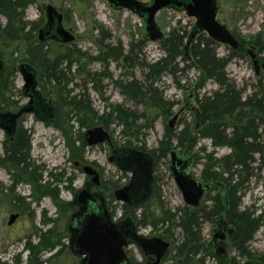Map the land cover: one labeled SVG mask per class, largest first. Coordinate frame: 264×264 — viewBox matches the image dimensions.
<instances>
[{
    "label": "trees",
    "instance_id": "obj_1",
    "mask_svg": "<svg viewBox=\"0 0 264 264\" xmlns=\"http://www.w3.org/2000/svg\"><path fill=\"white\" fill-rule=\"evenodd\" d=\"M35 2L36 0H0V42L5 44L18 41L27 44L26 62L37 68L39 87L42 89L45 88L41 82L43 79L69 83L71 79L65 77L59 66L66 62L65 68L69 70L75 63L77 74L84 77L85 81L90 84V88L102 97L104 86L102 81L106 78L111 80L108 66L111 62H115L121 70V79L111 80L112 85L135 106L155 109L166 120L172 115L171 109L175 101L165 99L163 89L159 86L162 77L170 76L177 83L178 73L195 68L200 73L196 88L201 87V84L207 80H211L218 86L217 90L209 95H204L200 99L196 97L197 107L194 111V125L191 128L185 124L176 132L169 125L165 126L157 147L150 150L146 149L145 145H139L137 140L142 134V128L152 127V125L143 127L138 124V121L145 116L144 112L138 113L119 104H110L108 111L99 115L93 109L85 93L66 98L67 101H64V104L72 108L74 118L80 127L87 125L83 123L82 118H78L79 112H82L91 124L101 125L104 128H108L109 124L115 121L121 128L122 138L117 146L133 147L145 152L154 165L161 160L165 161L174 148L180 149L182 153H188L196 146L199 139H209L213 149L227 147L229 153L218 158L214 157L212 152L205 153V149L201 148L204 153V162L200 180L207 183L210 186L209 189L215 192V195L210 198L212 204L209 207L185 206L180 212L171 213L159 202V196L152 193L154 205L146 204L149 200L139 205L140 207L120 205L123 216L121 219L123 222L120 223H130L137 228L149 226L153 229L158 225L166 224L167 228L164 229V236H162L166 239H173L172 231L178 229L182 240L174 248L175 254L172 256L171 264H204L207 255L216 258L220 264H236L234 257L227 259L218 256L212 252L208 243L202 241V220L212 218V221H217V218H220L233 229L232 234L228 235L229 245L231 250L236 251L238 256L245 259L241 264H264V253H252L248 249L249 242L260 227L263 228L264 233V207L258 214H255L254 210H240L241 194L252 176V165L256 162H259V167L264 165V143L260 142V135L257 132L258 126L264 123V90L258 87L256 91L243 97V91L236 88L225 72L226 66L232 59L243 56L241 52L244 48V39L240 38V46L236 50L225 46L228 48L227 55L219 57L216 53L218 43L208 37L200 38L201 32L188 40L191 33L187 34L181 27H174L161 41L157 42L163 53L162 57L153 62H147L141 56L146 44L144 36L139 40L130 39L127 50H124L120 42L116 45L107 42L111 38L110 32L103 26L97 25L95 31L98 38L94 40L98 50L96 56H90L80 50L66 49L59 52L54 59L49 60L46 42H40L37 39V31L44 24L43 15L34 21H28L24 16L25 10ZM255 45L258 46L259 52L264 50V46L259 42ZM94 62L101 66L99 72L89 70ZM180 63L183 64L182 67ZM135 68L142 69V79L134 76ZM7 72L12 74L9 69L0 71L3 75ZM7 86L6 82L1 83L0 89L5 90ZM41 92L48 97V92ZM187 97L189 98L190 95ZM0 103V108L4 105L10 108L17 106L14 102L6 103L5 99H1ZM25 133L15 140V145H13L15 150L12 155L15 160L23 161L24 182L36 186L40 197L44 193L51 194L58 212L74 210L75 208L69 206V202L60 198V187L63 186L73 191L72 183L75 175L65 176L63 171L56 173V169L50 170L52 182L46 185L40 184L42 172L37 174L34 164L26 162L29 138ZM72 137L68 138L70 143H67L70 149L69 159L70 161L74 159L83 161V152L87 148L84 134H79L81 147H75V140L73 141ZM133 138L136 140L135 144L130 141ZM255 156H259V160H256ZM104 184L105 189L109 190L110 186H106V182ZM115 184L117 182H111L109 185L115 186ZM41 215L43 226L53 224L55 221L47 217L44 210ZM34 235L36 236L35 242L27 238L24 243L26 258L23 264H45L46 260H42L41 255L63 246L52 227L46 230L36 229ZM14 264H20L18 256L14 257Z\"/></svg>",
    "mask_w": 264,
    "mask_h": 264
},
{
    "label": "rangeland",
    "instance_id": "obj_2",
    "mask_svg": "<svg viewBox=\"0 0 264 264\" xmlns=\"http://www.w3.org/2000/svg\"><path fill=\"white\" fill-rule=\"evenodd\" d=\"M47 4H51L57 8L63 16V27L74 35V40L69 43L46 42L49 60L54 59L59 52H63L66 49L80 50V52H85L90 56H96L98 50L94 40L98 38L95 31L97 25L103 26L105 30L110 32L111 38L107 42L113 45L120 42L124 50H127L130 39L139 40L143 38V25L138 16L125 9L115 10L103 0H36L35 4L30 5L25 10V19L34 21L43 15L45 22L44 8ZM219 5L216 19L226 25L239 39L242 38L245 41L241 52L243 56L232 59L226 66L225 72L227 77L235 84L237 89L243 91V97L250 95L258 87L264 90V70L255 73L251 57L246 53L248 49L254 46V52L257 57L260 61H264V50L259 52L258 46L255 45L256 42H259L264 46V0H219ZM155 20L164 33V37L174 27H181L187 34H190L195 23V19L188 17L184 12L170 9L159 11L155 16ZM204 37H207L206 33L200 34V38L203 39ZM26 46L27 44L18 41L5 44L0 42V71L5 69L12 71V74L7 72L3 77V82H1L8 84L7 89H0V100L5 99L6 103L14 102L22 104L25 102V99L21 97L19 92L22 80L20 75L14 70V67L20 62L26 61L28 57L26 55ZM216 53L219 57L225 56L228 53V48L225 45L217 44ZM162 55L163 53L159 49L157 42L146 41L141 56L147 62H153L162 57ZM65 63H61L59 68L66 78L71 79L69 83L53 79H43L41 81L45 87L44 89L40 87L41 91L48 92V97L54 104L56 103L55 120L50 124H43L36 121L32 115H26L20 126L27 131V135L30 138L31 156L39 169L43 168L49 171L56 169V173L63 171L65 172V176L68 174L75 175L72 183L73 191L67 190L63 186L60 187V198L62 200L69 202V206L76 209L77 193L82 188H85V185H94L92 176H88L82 171L84 166H90L98 172L100 185L106 182V186H110L109 190L103 188L101 190L110 212L113 213L114 219L121 220L123 216L121 214L120 203L114 200L112 191L115 187L119 188L127 184L130 174L120 172L108 161L110 148L106 143L87 146L83 152V161L75 159L70 161V149L67 146V143H70L68 142V138L73 136L75 147H81L79 134H84L88 129L101 125L91 124L90 120L82 112H79L78 118H82L83 123L87 125L80 127L74 118L75 114L72 112V108L64 104V101H67L66 98L85 93L93 109L99 115L108 111L110 104H119L138 113L144 112L145 116L138 121V124L143 127L145 125H152V127L142 128V134L138 136L137 140L139 145H145L146 149L150 150L157 147L159 140L163 136L165 126L169 125L176 132L185 124H188L191 128L194 125V111L197 107L196 97L200 99L204 95H209L211 92L217 90L218 86L211 80H207L201 84V87L198 86L196 88V85L199 83L200 73L195 68H189L184 73L177 74L176 80L179 86L170 76L166 75L162 77L159 86L163 89L165 99L175 101L171 109L172 115L164 120L157 110L135 106L131 101L126 100L119 90L112 85L111 80L121 79V70L115 62H111L108 66V72L112 77L111 80L106 78L102 81L104 85L102 97L90 88V84L85 81L84 77L77 74L75 63L71 65L69 70L65 68ZM179 65L182 67L183 64L180 63ZM89 70L91 72H99L101 66L99 63L94 62L90 65ZM141 73L142 69H134V76L136 78L142 79ZM187 95H190V97L188 98ZM4 107L7 106L5 105ZM103 129L108 132L115 145L122 141L121 128L115 121H112L108 128L103 127ZM257 132L260 135V142L264 143V123L258 126ZM1 141L2 132L0 131ZM130 141L133 144L136 143L134 138ZM201 148L205 149V153L212 152L213 156L217 158L229 153L227 147L213 149L209 139H199L196 146L187 153L191 164L188 172L197 179H200L204 162V153L201 151ZM173 151L178 154V157L182 154V151L178 148H174ZM255 158L259 160L260 157L255 156ZM169 159L168 156L165 161L161 160L155 165L152 193L157 194V197L159 196V202L163 204L164 208L171 213H177L184 209L186 205L171 175ZM258 163L256 162L252 165V176L245 184L240 198V210H254L255 214H258L264 207V165L259 167ZM0 177L4 179L2 173H0ZM111 182H117V184L115 186L109 185ZM93 185L92 190H95ZM19 188L20 194H24L27 197L25 194L28 193V188L26 186ZM213 195H215L214 191L208 193L207 197L202 201V206L209 207L211 205L209 197ZM152 198L153 195L146 204L154 205ZM4 205L0 204V264H14L15 256H18L20 264H23L26 258L23 246L27 238H30L31 242H35V230L41 228L42 230H46L50 227L54 228L63 246L60 249L43 253L41 259L46 260L45 264H82V257L71 250L73 233L68 225L70 217L75 214V209H69L67 212H58L56 207L46 198H42L38 204L34 203L33 200L25 198L24 205L21 206L18 216L12 224L8 225L7 221L10 214L15 213V211H13V208L10 212ZM43 210L46 211L47 217L55 219L53 224L49 223L43 226L41 221ZM214 222L212 224L202 223L201 225L202 241L210 245L212 252L215 249L212 244L215 243L213 235L217 231V225ZM120 225L123 224L120 223ZM166 228L167 225L164 224L162 226L158 225L155 229L149 226L138 229L141 235L162 237L164 236L163 231ZM172 232L174 234L173 239L164 238L170 243L169 254L164 264H171L172 256L175 254L174 248L182 240L178 229ZM229 238L227 236L226 241H222L224 243L221 242L225 248L226 258L230 259L234 257L235 261H237L236 264H241L245 259L238 256L236 251L230 249ZM248 247L252 253H264V233L262 227L255 232ZM127 252L139 264H146L145 261L140 262L142 255L135 246H129ZM204 264L220 263L212 256V258L206 257Z\"/></svg>",
    "mask_w": 264,
    "mask_h": 264
},
{
    "label": "water",
    "instance_id": "obj_3",
    "mask_svg": "<svg viewBox=\"0 0 264 264\" xmlns=\"http://www.w3.org/2000/svg\"><path fill=\"white\" fill-rule=\"evenodd\" d=\"M115 9H125L138 16L143 25V36L147 42H158L164 38V33L157 25L155 16L163 9L184 12L188 17L195 19L194 29L189 39L197 33H206L212 41L225 45L233 50L239 47L238 39L227 27L216 19L218 0H149L144 3L140 0H107ZM46 22L38 29L37 39L40 42L48 40L60 43H69L74 35L62 26V14L51 4L45 6ZM189 42V41H188ZM188 43H186L187 45ZM255 73L264 70V61L260 62L253 48L248 49ZM23 85L21 93L29 101L16 114L0 113V129L12 133L15 119L23 112H33L38 120L50 124L55 118V108L48 99H45L36 88V71L28 63L18 66ZM196 111V109H195ZM87 146L107 143L110 146L108 161L122 172H130V182L113 191L114 198L122 203L133 205L142 203L148 196L152 186V160L141 150L114 148L111 137L102 126H95L85 132ZM77 164V163H75ZM173 180L180 190L182 199L187 206L197 208L208 184L194 178L188 172L187 163L178 158L177 153L170 154V167ZM83 172L92 177V182L98 184V174L90 166H84ZM76 201L82 206V212L72 215L69 228L72 230L71 250L82 256V264H130L125 248L136 245L147 255H155L152 264H159L161 258L169 247V243L159 237L139 236L130 223L118 225L112 222L98 197L92 196L87 189L82 188L76 195ZM17 215H10L8 225L12 224ZM217 224L225 222L217 218ZM225 229L217 230L213 235L216 243L214 253L226 257L221 242L225 239ZM228 234L232 229L226 228ZM223 243V242H222Z\"/></svg>",
    "mask_w": 264,
    "mask_h": 264
},
{
    "label": "flooded vegetation",
    "instance_id": "obj_4",
    "mask_svg": "<svg viewBox=\"0 0 264 264\" xmlns=\"http://www.w3.org/2000/svg\"><path fill=\"white\" fill-rule=\"evenodd\" d=\"M103 1H105L106 3H108L109 4V6L111 7V8H113V6H111L110 5V3L107 1V0H103ZM140 1H142V0H140ZM149 0H143L142 2H144V3H146V2H148ZM218 10H219V0H218ZM113 9H115V8H113ZM115 10H120V9H115ZM217 13H218V11H217ZM216 16H217V14H216ZM46 18V17H45ZM62 21H63V16H62ZM62 26H63V22H62ZM226 26V25H225ZM228 29V28H227ZM229 30V29H228ZM230 32H231V30H229ZM233 35H234V33L233 32H231ZM37 34H38V31H37ZM235 37H236V35H234ZM237 39H238V37H236ZM49 41H53V40H48V41H45V42H49ZM238 41H239V46H240V39H238ZM55 42H57V41H55ZM251 48H253V50L255 49V47L254 46H252ZM257 56V55H256ZM258 58V57H257ZM259 59V58H258ZM260 61V60H259ZM260 62H262V61H260ZM21 63H28V62H26V61H22V62H20L16 67H14V70L20 75V77H21V74L18 72V66L21 64ZM29 64V63H28ZM32 66V65H31ZM34 69H35V71H36V82H37V86H36V88H37V90L39 91V92H41V89H40V87H39V72H38V70H37V68L36 67H34V66H32ZM5 75H3V74H0V84H1V82H3V80H4V77ZM21 80H22V77H21ZM22 85H23V81H22ZM21 90H22V86H21V88H20V90H19V92H20V95H21V97L23 98V99H25V102L24 103H17V106L14 108H8V107H2V108H0V113H3V112H9L10 114H16L24 105H26L27 104V102L29 101V98H26V97H24L23 95H22V93H21ZM42 93V92H41ZM43 95V94H42ZM43 97L45 98V99H48L49 101H50V103L53 105V107L55 108V105H54V103H53V101L49 98V97H47V96H44L43 95ZM55 111H56V108H55ZM26 115H32L33 116V118L36 120V121H39V122H41L40 120H38L37 118H36V116H35V114L33 113V112H31V113H25V112H23V113H21L16 119H15V123H14V126H13V130H12V133L10 134V133H7L5 130H3V129H0V131L2 132V141L0 142V173H2L3 174V176H4V179H2L1 177H0V204H5L4 206H6L7 207V209H9V211L11 212V210L13 209V211H15V213H12V214H14V215H17L18 216V214H19V210L21 209V206L22 205H24V199L26 198V199H28V200H33V202L34 203H36V204H38V202L42 199V198H46V199H48L49 200V202L50 203H52L53 205H54V203H53V200H52V197H51V194H47V193H44L43 194V196H41L40 197V195H39V190L37 189V187L36 186H34V185H32V184H27V183H25L24 182V175H25V169H24V165H23V161L20 159V160H15L13 157H12V155H13V152H14V147H13V145H15V140L19 137V135H22L23 133H27V131L26 130H24V129H22V127L20 126V124L23 122V119H24V117L26 116ZM55 120V119H54ZM53 120V121H54ZM52 121V122H53ZM51 122V123H52ZM43 123V122H42ZM44 124V123H43ZM25 133V134H26ZM85 134V133H84ZM28 138H29V136H28ZM84 138H85V135H84ZM112 140V139H111ZM112 143H113V145H114V148L115 149H118V150H122V149H127V148H132V149H135V148H133V147H120V146H117V145H115L114 144V142L112 141ZM107 144V143H106ZM107 146L110 148V146H109V144H107ZM145 153V152H144ZM21 155H23V151H21ZM27 160H26V162H29V164L31 163V164H34V167L37 169V174L38 173H40V172H42V182L40 183V184H42V185H46L48 182H52V178L50 177V174H49V170H45V169H39L38 168V166L35 164V162H34V160L32 159V156H31V145H30V138H29V149H28V151H27ZM177 156H178V154H177ZM21 158H22V156H21ZM169 158H170V155H169ZM178 158H183L185 161H186V163H187V169H189V168H191V164H190V162H189V157H187V153H182L181 154V156H179ZM153 163V162H152ZM114 165V164H113ZM115 166V165H114ZM116 167V166H115ZM154 167H155V165L153 164L152 165V186H153V179H154V177H153V174H154ZM169 167H170V159H169ZM117 168V167H116ZM118 169V168H117ZM119 170V169H118ZM83 171V170H82ZM96 171V170H95ZM120 171V170H119ZM97 172V171H96ZM120 172H122V171H120ZM84 173V172H83ZM122 173H129L130 174V177H129V181L127 182V184L130 182V178H131V173L130 172H122ZM85 174V173H84ZM97 174H98V172H97ZM93 177V176H92ZM98 178H99V174H98ZM194 178H196V177H194ZM197 179V178H196ZM197 180H199V181H201L200 179H197ZM4 182V183H3ZM100 181H98V184H92L94 187H95V190H92V185L91 186H89V185H85L84 187H85V189H87V191L92 195V196H95V197H98L100 200H101V202H102V204H103V206H104V208H105V210H106V213L108 214V216H109V218H110V220L112 221V222H114V223H116V224H118V225H120V222H123V221H121V220H115L114 219V217H113V213L112 212H110V210H109V208H108V205H107V202H106V199H105V197H104V195H103V193H102V188L103 189H105V184H103L102 183V185H100V183H99ZM203 184H207V183H204L203 181H201ZM126 185V184H125ZM124 185V186H125ZM22 186H26L27 188H28V193L27 194H25L27 197H25L24 196V194L23 195H21L20 194V188L19 187H22ZM52 185L50 184V187H51ZM100 186H101V188H100ZM151 186V190H150V192H149V194H148V196L146 197V199L142 202V203H139V204H133V205H129V204H126V205H129V206H132V207H138L139 205H142V204H145L148 200H150V198H151V196H152V192H153V187ZM120 188V187H119ZM115 189H117L116 187L115 188H113V191L115 190ZM106 190V189H105ZM112 191V192H113ZM210 192H212V190H207V191H205V193H204V195H203V197H202V199H201V203H200V206L199 207H202V204H203V200L205 199V197H207V194L208 193H210ZM112 196H113V193H112ZM40 197V198H39ZM39 198V199H38ZM113 198H114V196H113ZM211 197H209V199H210ZM114 200L116 201V202H119V201H117L115 198H114ZM210 201H211V199H210ZM120 203V205H123V204H125V203H122V202H119ZM211 204H212V201H211ZM75 205H76V209H75V215H78V214H80L81 212H82V206L79 204V203H77V201H76V203H75ZM204 206V205H203ZM140 207V206H139ZM199 207H197V208H199ZM45 211V210H44ZM12 214H10V215H12ZM203 221V223H211L212 224V222H214V221H212V218L211 219H209V220H202ZM216 222V221H215ZM214 222V223H215ZM7 224H8V221H7ZM132 225V224H131ZM216 227H217V230H223V229H225V239L223 240L224 242L226 241V238H227V233H226V227H225V225L223 226V225H220V226H218V224H217V222H216ZM133 226V228H134V230H135V232L137 233V235H139V236H144V235H141V233H140V231H139V229L137 228V227H134V225H132ZM144 237H147V236H144ZM148 238H152V237H148ZM159 238H162V237H159ZM163 240H165L164 239V237L162 238ZM165 241H167V240H165ZM168 242V241H167ZM223 242V243H224ZM169 243V242H168ZM211 243H212V239H211ZM214 246H215V244L216 243H212ZM130 246H135L137 249H139V251L141 252V255H142V257H141V263L143 262V261H145V263L146 264H152L154 261H155V255H153V254H151V255H147V254H145L144 252H142V250L139 248V247H137L136 245H130ZM169 247H170V243H169ZM169 247H168V249L166 250V252H165V254L163 255V257L161 258V260H160V262H159V264H164L165 263V261L167 260V256H168V254H169ZM212 249V248H211ZM126 250V254H127V256H128V259H129V261H130V264H139L136 260H134L131 256H129V253L127 252V248L125 249ZM206 257H210V258H212V256L211 255H207ZM148 259H151V260H148ZM206 259V258H205Z\"/></svg>",
    "mask_w": 264,
    "mask_h": 264
},
{
    "label": "bare ground",
    "instance_id": "obj_5",
    "mask_svg": "<svg viewBox=\"0 0 264 264\" xmlns=\"http://www.w3.org/2000/svg\"><path fill=\"white\" fill-rule=\"evenodd\" d=\"M85 143H86V142H85ZM102 144H103V143H102ZM86 145H87V144H86ZM171 152H172V151H171ZM170 154H171V153H170ZM224 222H225V221H224ZM225 227L228 228V229H232L231 227H229V226L227 225L226 222H225ZM232 232H233V229H232ZM226 233H227V232H226ZM231 234H232V233H231ZM228 235H230V234L227 233V236H228ZM226 257H227V255H226Z\"/></svg>",
    "mask_w": 264,
    "mask_h": 264
}]
</instances>
